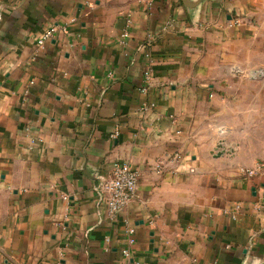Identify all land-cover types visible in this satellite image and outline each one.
I'll list each match as a JSON object with an SVG mask.
<instances>
[{
    "label": "crops",
    "instance_id": "0c3cea01",
    "mask_svg": "<svg viewBox=\"0 0 264 264\" xmlns=\"http://www.w3.org/2000/svg\"><path fill=\"white\" fill-rule=\"evenodd\" d=\"M262 165L264 0H0V264H264Z\"/></svg>",
    "mask_w": 264,
    "mask_h": 264
},
{
    "label": "built area",
    "instance_id": "2783aa9c",
    "mask_svg": "<svg viewBox=\"0 0 264 264\" xmlns=\"http://www.w3.org/2000/svg\"><path fill=\"white\" fill-rule=\"evenodd\" d=\"M54 32V29L46 32L39 40V45L43 46ZM263 167L262 165L252 169H244L243 174L248 177H253L257 175ZM139 181V172L129 163L119 161L112 163L110 173L104 180L103 185L108 213L112 218L119 215L133 200L138 190ZM124 253L126 255L129 254L128 251H124Z\"/></svg>",
    "mask_w": 264,
    "mask_h": 264
}]
</instances>
